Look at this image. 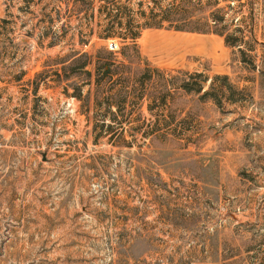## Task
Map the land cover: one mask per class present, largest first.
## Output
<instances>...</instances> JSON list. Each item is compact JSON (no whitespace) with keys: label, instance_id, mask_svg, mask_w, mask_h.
<instances>
[{"label":"rangeland","instance_id":"1","mask_svg":"<svg viewBox=\"0 0 264 264\" xmlns=\"http://www.w3.org/2000/svg\"><path fill=\"white\" fill-rule=\"evenodd\" d=\"M236 3L226 14L247 24ZM79 4L0 0V264H264V0H252L253 69L218 34L145 27L127 75L157 67L168 104L151 102L152 70L141 98L108 110L93 71L58 69L107 41L121 56L116 35L88 33L102 0ZM193 71L226 73L231 100L175 88Z\"/></svg>","mask_w":264,"mask_h":264},{"label":"trees","instance_id":"2","mask_svg":"<svg viewBox=\"0 0 264 264\" xmlns=\"http://www.w3.org/2000/svg\"><path fill=\"white\" fill-rule=\"evenodd\" d=\"M72 5L78 9L79 3L84 0H71ZM92 0H87L91 4ZM220 0H172L170 3L161 5L158 0H153L151 5L146 8L141 7V2H137V8L133 10L126 3L119 0H102V4L97 9L104 12V21H96L88 26V33L97 32L100 38H107L116 35L120 40L121 56L114 55L106 45H98L94 48L93 54H87L86 51L73 49L58 59L59 67L63 76L66 78L75 72H83L90 76L93 71V99L99 104L102 100L105 108L108 110L111 104H119L125 99L128 93H132L136 98H141L144 93L145 85L151 81L150 71L157 72V83H153L158 88L156 95L151 99L152 104L164 106L168 104L167 96L170 94L168 84L171 79L161 77L157 67L149 69L147 63L141 68L137 75L130 80L129 69L131 68V60L129 59V50H133L136 54L135 39L138 37L140 30L145 27H165L173 30H186L195 32H212L222 37L223 43L237 53L241 62H246L250 69L255 67L253 63V55L250 50L253 49L252 40V0H237L236 7L241 8L246 5L247 14L240 15L236 20L247 24L238 25L234 22V16L226 14V8H230L232 0H222L224 4H218ZM92 12L89 17H92ZM87 40V39H86ZM233 52V51H232ZM93 57V58H92ZM126 59V61H125ZM92 62V69L90 67ZM262 63V62H261ZM88 67V68H89ZM42 70L37 73H41ZM124 71L125 73H121ZM127 72V73H126ZM59 76V71L55 70ZM126 74V75H125ZM190 76L180 78L175 88H179L184 92L199 93V98L209 97L214 103L219 104L223 97L231 100L230 93H226V88L230 91L232 85L227 81L226 73H215L206 82L207 76L200 71L189 73ZM192 75L197 77H192ZM248 80H252V76H248ZM216 80V81H215ZM218 80V81H217ZM172 81V80H171ZM206 85V88L202 89ZM130 86L129 89H126ZM173 86V85H171ZM35 88V84L33 89ZM74 96L79 97L80 92L77 86ZM152 96V95H151ZM120 97V98H118ZM120 99H122L120 101ZM148 107L150 106L149 103ZM110 112V111H109ZM109 127V124H107Z\"/></svg>","mask_w":264,"mask_h":264},{"label":"built area","instance_id":"3","mask_svg":"<svg viewBox=\"0 0 264 264\" xmlns=\"http://www.w3.org/2000/svg\"><path fill=\"white\" fill-rule=\"evenodd\" d=\"M106 47L111 51H115L118 49L117 44L114 41H107Z\"/></svg>","mask_w":264,"mask_h":264},{"label":"water","instance_id":"4","mask_svg":"<svg viewBox=\"0 0 264 264\" xmlns=\"http://www.w3.org/2000/svg\"><path fill=\"white\" fill-rule=\"evenodd\" d=\"M89 66L87 65V68H88Z\"/></svg>","mask_w":264,"mask_h":264}]
</instances>
